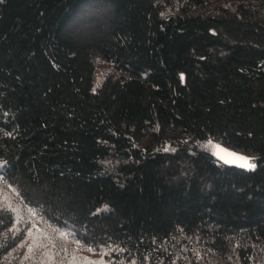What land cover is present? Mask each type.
Here are the masks:
<instances>
[{"label": "trees", "instance_id": "16d2710c", "mask_svg": "<svg viewBox=\"0 0 264 264\" xmlns=\"http://www.w3.org/2000/svg\"><path fill=\"white\" fill-rule=\"evenodd\" d=\"M0 169V264H264V0H0Z\"/></svg>", "mask_w": 264, "mask_h": 264}, {"label": "rangeland", "instance_id": "374dc122", "mask_svg": "<svg viewBox=\"0 0 264 264\" xmlns=\"http://www.w3.org/2000/svg\"><path fill=\"white\" fill-rule=\"evenodd\" d=\"M215 146L216 145L214 144L213 147L215 148ZM0 203L2 204L7 203L14 207H17V205H19V207H22V205L18 201V198H16V195L14 194L13 189L4 180H0ZM39 232L40 231L34 232L33 234L31 233L32 235L31 238L33 240H39L41 238V235ZM74 251L75 253L80 255L78 259L75 258L74 264H86L87 261H103L104 264H107L104 260L97 259V254H94L92 252H86L79 248H76Z\"/></svg>", "mask_w": 264, "mask_h": 264}, {"label": "snow or ice", "instance_id": "6c2138e0", "mask_svg": "<svg viewBox=\"0 0 264 264\" xmlns=\"http://www.w3.org/2000/svg\"><path fill=\"white\" fill-rule=\"evenodd\" d=\"M211 143V141L209 142ZM217 151L213 152V155H217L220 159L224 160L225 163H234L237 164L238 167L254 170L256 168V164L252 162V158L248 156H244L235 152H230L226 149L221 148L220 145L215 146ZM168 149L166 148L165 151ZM220 153H225L227 157H231V159H226L224 155H220ZM0 180H3V177L0 176ZM62 237H66V233H60ZM91 250V249H90ZM29 251L31 252L32 249L30 248ZM75 260V257H73ZM86 264H104L103 261H87ZM134 264V262H133Z\"/></svg>", "mask_w": 264, "mask_h": 264}, {"label": "water", "instance_id": "95a60500", "mask_svg": "<svg viewBox=\"0 0 264 264\" xmlns=\"http://www.w3.org/2000/svg\"><path fill=\"white\" fill-rule=\"evenodd\" d=\"M217 145H220L221 148L226 149V150H228V151H230V152H235V153H238V154H241V155H244V156H248V157H250L249 155H246L245 153H242V152L237 151V150H235V149L229 148V147H227V146H225V145H223V144H221V143H219V144H217ZM215 151H217L216 147H215ZM220 155H224L226 159H231V157H227L225 153H220ZM216 156H217V155H216ZM217 158H218L220 161H222L223 163H225L224 160L220 159L218 156H217ZM225 164L230 165V166H236V167H238L237 164H234V163H225ZM239 168H241V167H239ZM243 169H244V168H243Z\"/></svg>", "mask_w": 264, "mask_h": 264}]
</instances>
